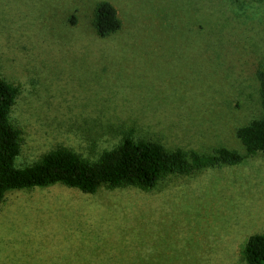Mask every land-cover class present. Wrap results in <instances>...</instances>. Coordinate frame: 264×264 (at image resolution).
I'll return each instance as SVG.
<instances>
[{"label": "rangeland", "instance_id": "374dc122", "mask_svg": "<svg viewBox=\"0 0 264 264\" xmlns=\"http://www.w3.org/2000/svg\"><path fill=\"white\" fill-rule=\"evenodd\" d=\"M109 3L120 29L93 26ZM264 0H0V78L16 89L17 168L55 150L96 162L133 143L203 162L148 189L6 193L0 264H246L264 233V154L236 131L263 114Z\"/></svg>", "mask_w": 264, "mask_h": 264}, {"label": "trees", "instance_id": "16d2710c", "mask_svg": "<svg viewBox=\"0 0 264 264\" xmlns=\"http://www.w3.org/2000/svg\"><path fill=\"white\" fill-rule=\"evenodd\" d=\"M93 26L100 37L120 29L116 11L109 3L97 5ZM15 94L16 89L0 78V203L9 192L45 189L57 184L86 194H93L102 186L136 185L150 189L161 177L186 172L203 162L236 163L241 159L236 151L226 149L218 150L212 159L179 150L168 151L153 142L135 144L128 133L115 149L103 152L96 162L60 149L30 166L17 168L14 160L20 152V130L8 118ZM260 96L263 114L236 131L237 139L249 154H264V74L260 75ZM243 258L246 264H264V233L247 240Z\"/></svg>", "mask_w": 264, "mask_h": 264}]
</instances>
